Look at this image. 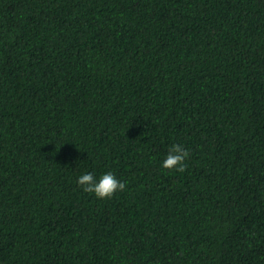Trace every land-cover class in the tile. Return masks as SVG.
I'll return each mask as SVG.
<instances>
[{"label": "trees", "instance_id": "16d2710c", "mask_svg": "<svg viewBox=\"0 0 264 264\" xmlns=\"http://www.w3.org/2000/svg\"><path fill=\"white\" fill-rule=\"evenodd\" d=\"M0 264H264V0H0Z\"/></svg>", "mask_w": 264, "mask_h": 264}, {"label": "clouds", "instance_id": "9594fccd", "mask_svg": "<svg viewBox=\"0 0 264 264\" xmlns=\"http://www.w3.org/2000/svg\"><path fill=\"white\" fill-rule=\"evenodd\" d=\"M188 149L181 143L172 144L161 162L163 169L182 168L188 157ZM83 191L93 193L97 198H110L125 188V182L112 171H103L99 175L94 171H85L76 178Z\"/></svg>", "mask_w": 264, "mask_h": 264}]
</instances>
